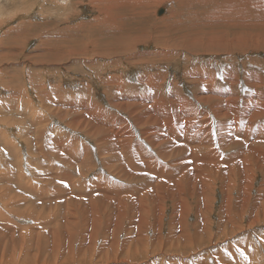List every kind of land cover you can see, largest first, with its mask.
I'll return each mask as SVG.
<instances>
[{
    "label": "rangeland",
    "instance_id": "1",
    "mask_svg": "<svg viewBox=\"0 0 264 264\" xmlns=\"http://www.w3.org/2000/svg\"><path fill=\"white\" fill-rule=\"evenodd\" d=\"M213 1L106 0L111 8L105 13L101 0H0V175L4 173L0 180V264H148L161 256V250L154 247L149 249L154 253L137 262L122 254L118 259L113 254L102 255L101 236L97 250L90 248L77 257L68 256L71 239L67 230L74 232V242L79 246L83 245L81 228L86 226L80 224L78 229L70 224L74 219L79 221V203L67 197L75 191L74 183L77 189L102 178L122 183L103 164L104 159H111L114 141L126 143L129 152L124 154L129 156H135L136 144L156 154L149 125L141 119L144 109L140 106L145 102L154 113L155 98L166 101L173 98L171 95L179 96L177 104L171 106L185 105L187 100L206 111L204 119L210 122L216 140L219 124L226 119L204 101L205 96L216 93L209 92L199 80L208 79L205 83L211 82L218 95L222 90L228 93L227 98L239 100L236 108L240 114L241 110L260 113L258 107L264 105V7ZM246 99L250 104L255 99L258 104L246 109ZM260 123L264 124V113L255 124ZM73 140L76 146L84 143L89 147L88 160L78 161V153L68 149ZM104 140L108 143L103 145ZM66 161L82 166L81 173L68 169ZM63 173L67 174L65 179ZM45 177L50 179L46 181ZM216 184L205 218L210 221V232H218V240L201 245L202 240L195 239L196 248L188 251L176 246L172 260L175 264H226L230 258L235 264H264V212L255 227L241 232L234 229L257 220V208L252 207L264 201V177L257 175L250 192L244 187L248 198L238 203L231 200L240 197L241 189L230 193L232 185ZM60 188L63 194H57ZM190 191L196 197L190 200V206L197 207L199 195L196 190ZM168 195L164 235L169 231L171 215L180 212L183 216L185 211ZM178 195L182 197L184 192ZM39 198L44 201L38 203ZM240 204H249L243 214H238L240 206L236 205ZM151 216L150 236L156 221L160 222ZM114 219L111 228L115 233H110L109 240L119 235V241H124L129 219H125L122 232L117 231ZM143 221L144 215L136 217L140 233ZM136 231L132 230L134 238L139 236H135ZM58 232L60 244H56ZM86 232V246H94L89 245L91 227ZM248 237L259 256L251 255L247 244L250 255H239L240 244ZM54 244L60 245L62 253Z\"/></svg>",
    "mask_w": 264,
    "mask_h": 264
},
{
    "label": "bare ground",
    "instance_id": "2",
    "mask_svg": "<svg viewBox=\"0 0 264 264\" xmlns=\"http://www.w3.org/2000/svg\"><path fill=\"white\" fill-rule=\"evenodd\" d=\"M101 1L105 3L106 0ZM132 1L134 0H131V2ZM197 1H204L203 3L205 4L214 3L213 0ZM225 2H227V4L229 3V5H245L248 8L253 9H257V7H259V9H263L264 7V0H257V2L254 4H251L250 2L248 3V0H225ZM105 6V9L102 10L107 13L109 12L111 6H109L108 2L105 3ZM147 6L148 4L145 6V8H147ZM259 12L261 13V11ZM213 38L220 39L216 36ZM216 39L215 41H217ZM208 50L209 53L210 51H213L212 48ZM199 82L206 85L205 88L210 90L209 92L214 91L213 93H216L205 96L204 101L211 104V110L213 112L221 116L223 120L226 119L220 122L217 129L218 140H216L213 129L209 125L210 122L208 119H204V115H207L206 111L204 112L196 109L193 104L190 102L189 104L187 100H183V103L185 101V105L182 103V106H171L173 104H177V100L179 99V96L176 97L175 94L171 95L173 96L172 99L169 98L166 101H164V98H155V106H152L156 108L154 113H151L152 111H149V109L146 107V102H141V104H143L140 107L144 109L141 119L149 125L148 131L152 134L151 142L156 149V154H151L147 151V149H144L142 145L136 144L135 156H129L124 154L126 153V150L129 152L127 144L124 143L121 145L120 143L114 141L116 145L112 146L111 148V159H104L103 164L104 167H107L113 174L117 175L119 179L122 180V183L116 184L106 178H102L98 179L97 181H93L91 186L90 183L87 187L80 185L79 189H77L78 184L74 183L75 187L73 188L75 191H71L69 193V197L67 198L70 200L72 199V202L75 200L76 202L74 203L76 204L79 203V205H77L76 214V219L79 221L74 219L70 224H75L77 228L82 225L86 226L88 229L91 227L92 232L90 233L92 234L91 238L89 239L91 242L87 243H89V245L94 243V246L89 247L85 244V238L88 236L86 231L88 229L80 227V237H82L83 245L79 246H77L74 242V232L67 230V232L70 234L69 239H71V242L69 240L70 247L68 246V251H70V253L67 254L68 256L77 257L86 250H92L90 248L97 250L96 246H98V241L100 239L99 237L101 236L102 250L99 252H103L102 255L113 254L118 259L122 254L123 256H126V258H134V261H139L143 260L145 256L148 255V253H154L153 250H149L150 248L154 247L155 249L159 248L161 250V256L151 260L150 262V259L146 260L145 262H149L148 264H175V262L172 260L173 256L171 255V252L176 248V246L182 250L187 249L188 251L189 248H196V245L193 244L195 239H201V245L212 239L218 240V232H210V221L208 218H205V214L210 210L209 208L211 207V195L216 189V181L222 182L224 187L228 186V188H230V185H232V188L228 189L230 193L231 190L237 188L241 189L240 197L238 196L235 198V200H231L234 203H238L243 202L248 198V193L251 191L257 175L262 174L264 177V124H255L257 123V118L260 116V113H264V105H261L262 108L258 107L260 113L256 112V115L254 110L252 113L247 110H241L242 113L240 114L236 108V102H240L239 100L236 98H227L229 96L228 93L222 91L221 89V91H219L220 95H218L219 93L213 90L215 87L213 88L211 86V82H207L209 84L205 83L203 80H199ZM222 89H224V87ZM249 99L248 101L246 99L248 103L244 102L243 104L246 109H250L255 104V102L258 104L255 99L254 104H250ZM213 101L216 102L214 103ZM164 104L169 105V107H164ZM205 118H207V116ZM74 141L75 140H73L72 143L69 142L70 145H68L71 148L68 149L73 150V153H78V161L84 162L88 160L86 158L87 155L89 156V152H87L89 147L87 145L85 146L84 143H80L78 146H76ZM107 143L108 142L104 140L102 144L104 145ZM51 148V150L54 149L53 146ZM73 162H76V158L73 159ZM65 166L68 169H72L81 173L82 166L75 165L72 162L68 163L67 161L65 162ZM66 175V173L61 174L62 179H65ZM3 179L4 173L0 175V180ZM48 179L50 178H44L46 181H48ZM1 182L2 181H0V183ZM59 183L64 184V180H59ZM244 187H249L250 190L248 193ZM190 189L196 190V193L199 195L200 203H196L197 207L190 206V200L193 201L194 198H196H193V194L191 193ZM62 190L63 189L60 188L57 191V194H63L61 193ZM182 192H184V196L180 197L178 194L182 195ZM168 193L170 194V198L173 201L176 200L179 202L178 206L180 205L181 210L185 209V211L183 216L180 212L178 216H175L177 212L171 215L167 227L169 228V231L166 235H164V232H166L165 223H163L166 214V205H164V203H166L165 201L169 198ZM2 196H5V194H2ZM91 198L98 199L91 201ZM238 198L239 201L237 200ZM41 199L39 198L37 202L40 203V201H44ZM231 201L230 205L232 203ZM249 204L236 205L240 206L238 208V214H243L248 208ZM203 205H205V208L203 207L204 209L202 211ZM187 206L189 207V211H186ZM207 206L208 209H206ZM111 208L113 211H111ZM174 208H176V205ZM252 208H257V220L254 219L255 221L246 224L247 226L244 225V227H242L243 225L234 227L235 232H241L247 227L253 228L259 224V217H261L264 212V201L259 202V204L255 203ZM60 211L59 215H61ZM186 213H188L187 216H185ZM225 213L228 214L227 210ZM81 215L84 216L83 219L78 218ZM142 215H144V221L142 222V232L140 233V227L136 226V217ZM151 215H155V219L160 222L158 223L156 221V225L153 227L154 231L150 236L151 222L149 220H151ZM104 216L110 220L103 219ZM57 218L60 219L59 217ZM114 218H116L115 225L117 226V231L121 228H124L125 219H129V232L125 235L124 241H119V235H117V237L115 236L116 238H113V241L109 240L110 233H115V231L111 228L114 223L113 221L115 220ZM193 218L194 221L191 222ZM102 219L104 220L103 222ZM70 220L71 218L69 219V222ZM140 220L142 221L141 218ZM222 220L223 218H220L219 222ZM176 226H178L179 229L175 230ZM103 227H105L104 230ZM133 229H135V231L137 230L135 235H139L137 238H134L132 235ZM234 229L231 230L232 234L234 233ZM221 230L222 228H219L218 231L221 232ZM60 236V232L56 233V244H60L58 242ZM246 244L251 248V255L253 253L255 256H259L256 254L257 252L255 253L256 246H254V243H251L249 237L240 244V246H242L239 249L240 256L243 257L245 255H250V252L246 250ZM47 245H49V243H46V246ZM123 245L128 248L125 250ZM56 246L55 249L60 248L59 252L62 253L60 245L57 247ZM262 246L264 248V240H262ZM59 252H57V256L60 254ZM64 253L65 252L63 251V254ZM219 256L221 255L219 254ZM227 259L229 262L226 264L236 263L230 258ZM181 264H185V262L181 261Z\"/></svg>",
    "mask_w": 264,
    "mask_h": 264
},
{
    "label": "water",
    "instance_id": "3",
    "mask_svg": "<svg viewBox=\"0 0 264 264\" xmlns=\"http://www.w3.org/2000/svg\"><path fill=\"white\" fill-rule=\"evenodd\" d=\"M161 13H163V10H161V11L159 12V14H161Z\"/></svg>",
    "mask_w": 264,
    "mask_h": 264
}]
</instances>
